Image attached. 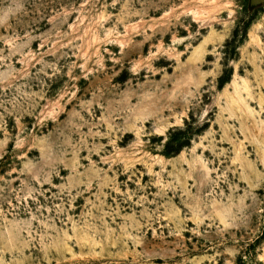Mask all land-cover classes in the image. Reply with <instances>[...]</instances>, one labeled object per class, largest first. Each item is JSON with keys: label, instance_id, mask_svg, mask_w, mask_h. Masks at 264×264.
Returning <instances> with one entry per match:
<instances>
[{"label": "rangeland", "instance_id": "1", "mask_svg": "<svg viewBox=\"0 0 264 264\" xmlns=\"http://www.w3.org/2000/svg\"><path fill=\"white\" fill-rule=\"evenodd\" d=\"M0 264H264V0H0Z\"/></svg>", "mask_w": 264, "mask_h": 264}]
</instances>
